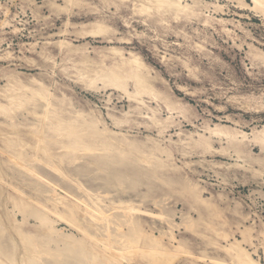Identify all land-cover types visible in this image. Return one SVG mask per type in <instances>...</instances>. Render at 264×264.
Listing matches in <instances>:
<instances>
[{"label":"rangeland","instance_id":"rangeland-1","mask_svg":"<svg viewBox=\"0 0 264 264\" xmlns=\"http://www.w3.org/2000/svg\"><path fill=\"white\" fill-rule=\"evenodd\" d=\"M133 230L264 264V0H0V261L108 264Z\"/></svg>","mask_w":264,"mask_h":264},{"label":"bare ground","instance_id":"bare-ground-1","mask_svg":"<svg viewBox=\"0 0 264 264\" xmlns=\"http://www.w3.org/2000/svg\"><path fill=\"white\" fill-rule=\"evenodd\" d=\"M181 1L182 0H156V2H181ZM101 31H103V29H102V27H99L98 28V32L100 33ZM135 62H137V61L135 60L133 63H135ZM133 63H129V64L124 63L123 65L119 66L118 71L114 70L112 73H110L109 74V77H111L113 79L111 82H118V83H120V80L122 79V76H121L122 72L123 71H127L128 68ZM136 67L138 68L137 71H139L140 70V67H141L140 63H138ZM128 76H130L129 73H128ZM130 77H133V78H135V79L138 80V89H141V90L144 89V88L150 89V88H148V85H146V84L145 85H142L143 82L140 81V78H139V74L138 73H134ZM103 79H105V78H103ZM93 83H95V82H93ZM77 207L78 206L75 205V208H77ZM55 208H56L55 214H58L57 218L59 219V221L60 220L66 221L70 225L76 227L79 231L83 232L90 240H92V242L94 244H98L97 242H99L100 240L94 238L96 236H94V237L89 236L86 232H84L81 229V227H79L78 225H76V223H75L76 221L74 222V219H72L71 217H68L63 212L58 211L57 210V207H55ZM80 210H81V208H80ZM71 214H72V212H71ZM73 217H74V215H73ZM47 218H48L47 215L44 218H42L43 224H44V221ZM48 229H49V227H48ZM51 231H52V229H51ZM132 234H133L132 236H127L125 234L123 235L124 236L123 246H125V247L119 253H117L115 250L112 249V247H113V244L112 243H109V242H106L105 241V246L103 244V246H101L99 248V252L98 251H94L93 252L94 253V256L92 255L93 258H92V260H90V262H92V263L96 262L97 261V256H100V257L101 256H106V261L108 262V264H126L125 261H134V260H137V259H142V260L143 259L144 260L147 259L150 264H175V262L179 260L180 256L185 255V254H188L189 251H190L188 248H184L181 245H177L176 246L175 244H172L171 247H166V246L162 245V242L159 240V238H156L154 235H151V234H146L144 231L135 230L134 233H132ZM251 234H252V229H247L244 232V236L246 238H247V235L249 237H251ZM221 236L225 240H227V241L230 240V234L227 233V232L222 233ZM143 238L149 240L154 245L156 244L157 245V248L154 249V248L148 246V244L146 242L143 243V240H145ZM171 239L172 240H176L175 237H172ZM24 242H26V241H24ZM174 243H175V241H174ZM25 246H26L25 247L26 250L30 254L23 261L25 263L27 262V264H35L34 261L35 260H38L39 261L41 259L42 255H45L44 257H46L47 259H49V257L50 258H53L55 256L49 249L46 251L45 248L42 246V244L38 243L35 239L32 241V243L25 244ZM94 249H95V246H94ZM227 251L230 254V256L232 257V259L234 260L235 264H262L259 261L255 260V258L251 255V253L248 251V249H246L243 246V242L240 241V240H238V239L236 240L235 243L232 244V248H228ZM4 252H6V250L3 251L2 248H0V254H2ZM7 253L10 254V255L12 254L11 252H7ZM57 253H58V256L61 259L62 255L64 253H66V251H65V249H60ZM10 255H9V258L11 259ZM15 256H16V254H15ZM16 262H17V260H16ZM41 262H42V259H41ZM0 264H5V262L0 261ZM63 264H66V263H63Z\"/></svg>","mask_w":264,"mask_h":264}]
</instances>
